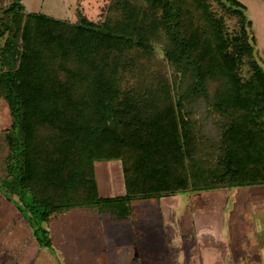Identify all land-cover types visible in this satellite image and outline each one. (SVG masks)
<instances>
[{
	"label": "trees",
	"instance_id": "obj_1",
	"mask_svg": "<svg viewBox=\"0 0 264 264\" xmlns=\"http://www.w3.org/2000/svg\"><path fill=\"white\" fill-rule=\"evenodd\" d=\"M159 43L164 70L152 67ZM257 45L237 0H108L97 22L0 7L11 226L27 211L51 251L57 218L74 211L126 220L132 201L264 184ZM113 160L125 193L104 197L95 163Z\"/></svg>",
	"mask_w": 264,
	"mask_h": 264
},
{
	"label": "rangeland",
	"instance_id": "obj_2",
	"mask_svg": "<svg viewBox=\"0 0 264 264\" xmlns=\"http://www.w3.org/2000/svg\"><path fill=\"white\" fill-rule=\"evenodd\" d=\"M10 1L12 0H0V7ZM107 1L22 0V3L27 12L41 13L70 22L80 18L97 22L103 16ZM263 17L251 20L264 36ZM234 22V19H226L230 30L233 29ZM159 44L156 45V59L152 67L164 70V64L168 65L163 59ZM3 124L4 118L0 112V177L4 174V160L8 153ZM105 163L113 168L117 161L95 163L98 185L103 189L106 186L104 184H110V177L106 174L108 172L103 170ZM241 189L239 186H228L210 191L182 190L174 195L164 196L157 204L147 206L134 223L118 224L120 228H124L118 231H107L102 222L97 223L93 218L86 217L83 221L75 219L67 225L66 231H62L60 248L51 251L38 245L37 235L30 224L32 221L25 219L29 217L27 211L23 214L26 215L25 218L21 217L14 227L11 226L12 219L19 212L15 205H7L0 210V264H35L41 253L45 252L53 256L56 264H97L96 259L93 263L86 257L92 248L98 246L104 248L109 264H136L139 259L145 264H156L154 251L158 249L165 250L170 256L167 259L171 264H196V258H204V243L223 245L227 242L232 247L234 243L242 242L240 233L247 230L244 228L246 217L241 210L249 209L251 203L237 196L242 193ZM38 234L42 236L40 230ZM70 253L73 257H68ZM160 259L164 260L161 255ZM167 259L164 264H169Z\"/></svg>",
	"mask_w": 264,
	"mask_h": 264
},
{
	"label": "crops",
	"instance_id": "obj_3",
	"mask_svg": "<svg viewBox=\"0 0 264 264\" xmlns=\"http://www.w3.org/2000/svg\"><path fill=\"white\" fill-rule=\"evenodd\" d=\"M244 7L249 16V18H253L254 20L260 16H264V0H237ZM11 2V1H10ZM9 2V3H10ZM8 4V3H7ZM6 5V4H5ZM4 6V5H2ZM1 6V7H2ZM249 7V8H248ZM252 9V11H251ZM260 14V15H259ZM264 18V17H263ZM252 21V20H251ZM262 22V21H261ZM253 23V27L255 29L256 37H257V48L259 54L261 52V56L264 58V36L260 28L258 29L257 24ZM111 163V162H110ZM117 165L113 168L109 165V163H105L104 169L106 170L107 175L110 177V184H104L105 189L99 187L98 181V191L101 196H118L123 195L125 193L124 181L122 176L121 164L119 161L116 163ZM115 165V164H114ZM97 178V174H96ZM240 190L242 193L237 195L239 198L247 199L246 201L250 202V208L246 211H242V215L246 217L245 229L247 231H241L240 235L242 237V242L234 243L231 245L225 242L223 245L216 243H204L203 254L204 258L201 260L200 258H196V264H264V184L241 187ZM238 193H240L238 191ZM243 196V197H242ZM164 197V196H163ZM162 198V197H161ZM160 199H150L143 201H132L131 209L132 214L126 220H113L110 215L106 214L104 216L98 215L96 213H89L84 211H74L68 215L60 216L57 218V223L55 226V231L53 232V236L56 239L55 249L60 248V243L63 238L61 235L62 231L68 228V224L72 222V220L79 219L83 221L86 217L93 218L98 223L102 222L104 225V229L107 231H118L120 229L119 225L123 223H134V220L138 218L145 212V208L150 205L157 204ZM244 201V200H243ZM79 215V216H76ZM108 224V225H105ZM119 224V225H118ZM115 226V227H114ZM134 228V226L132 227ZM128 229V228H125ZM247 232V233H246ZM214 238H217L214 236ZM249 240V242H248ZM245 241V242H244ZM220 243V242H219ZM186 251L187 245H186ZM156 264H164L167 258L170 256L167 255L164 249L155 250ZM232 252V254H231ZM187 255H189L186 252ZM87 259H91L92 262L96 259L97 264H109L108 257L105 256L103 247H95L92 248L91 251L87 254ZM163 257L164 260L160 259ZM68 257H73V254H69ZM105 260V261H104ZM169 264H171L170 260ZM188 261L191 262L188 257ZM183 263V261H181ZM94 263V262H93ZM35 264H56L53 256L48 253H41V255L37 258ZM136 264H145L142 260H137Z\"/></svg>",
	"mask_w": 264,
	"mask_h": 264
}]
</instances>
